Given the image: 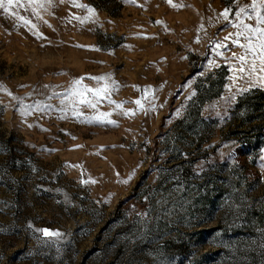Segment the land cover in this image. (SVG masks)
Here are the masks:
<instances>
[{
    "label": "rangeland",
    "instance_id": "obj_1",
    "mask_svg": "<svg viewBox=\"0 0 264 264\" xmlns=\"http://www.w3.org/2000/svg\"><path fill=\"white\" fill-rule=\"evenodd\" d=\"M81 2L94 20L71 0L0 8V264H264V119L236 108L264 88L239 75L225 88L246 52L236 25L255 24L236 9L252 0ZM108 73L124 108L151 86L144 108L115 124L59 111L74 79Z\"/></svg>",
    "mask_w": 264,
    "mask_h": 264
},
{
    "label": "snow or ice",
    "instance_id": "obj_2",
    "mask_svg": "<svg viewBox=\"0 0 264 264\" xmlns=\"http://www.w3.org/2000/svg\"><path fill=\"white\" fill-rule=\"evenodd\" d=\"M135 2V0H132ZM167 2L173 7H181V4L174 3L173 0H167ZM14 3H18V0H0V8H3L5 13H9L11 11V7ZM54 3V0H28V5L32 7V11L34 14L39 16L40 11L47 10ZM71 3L78 9L85 10L84 15H74L75 19L79 20L81 23H84L88 20H94L96 17V9L91 4L83 3L81 0H71ZM248 8H251L252 14L255 16V24L245 23L241 21L236 25L237 28H242L243 31L237 32L236 36L244 37V44L242 47L246 50L244 55H239L233 53V56L239 61V64L234 68L233 75L229 77L230 84H226L225 88L230 89L237 83V75H239L240 79L243 80L245 76H247L248 87L251 88L255 86L253 82H258L261 88H264V0H252L251 4L246 5L244 7H237V20H239L240 16L243 15L245 17L251 18L247 11ZM232 11L230 8H224L221 15L223 19L227 21L229 19V12ZM16 15L15 13H12ZM19 20L30 23V21L26 20L23 16L18 17ZM160 23V21H157ZM33 28L36 26L33 24ZM202 27V26H201ZM42 35V33H38ZM254 37V39H253ZM211 43V41H209ZM236 44H240V40L237 39L234 41ZM223 42H217L214 51L217 54L222 55L220 53V49L223 47ZM256 53L253 57L252 62H248L249 54ZM259 61V68H257L256 61ZM209 64L215 65L214 61H209ZM111 73L92 77L93 80L97 82L96 87H89L86 84H83V77L76 78L73 80L72 84L69 86V89L66 90V95L62 98L61 104H65L66 102L71 105L70 108H60L59 111L65 113L67 111H71L72 115L80 117L83 116L89 122H107L111 124L117 123V121L111 119V113L114 111H119L120 114L129 116L134 115L136 111L144 108V102L150 95L148 89L151 86H147L145 90L142 92V95L137 98L134 103L136 108H124L123 101L117 102L111 99V92L114 90L115 86H117V81L110 80ZM103 81V83H101ZM2 87V85H0ZM136 87V86H134ZM7 91V89H4ZM238 92H246L248 88L243 87L242 85L237 89ZM9 95H12L9 92ZM14 99H19L18 97H13ZM154 99V95H152ZM236 98V93L232 92L227 99L228 101L234 100ZM101 99H107L109 104H114L115 108H112L108 112L96 111L97 105ZM149 107H154L151 105L150 101H148ZM81 106H85L93 109L92 114H86L81 111ZM29 107H34L37 110H42L40 102H36L35 105H31ZM24 114H28L27 110H25ZM74 147H79L78 145ZM135 174V169H133L124 179L123 183H128ZM83 183H95V178L89 176L87 180H82ZM111 195V194H109ZM45 237H53L59 236L60 233L57 230H52L47 227L38 229Z\"/></svg>",
    "mask_w": 264,
    "mask_h": 264
},
{
    "label": "trees",
    "instance_id": "obj_3",
    "mask_svg": "<svg viewBox=\"0 0 264 264\" xmlns=\"http://www.w3.org/2000/svg\"><path fill=\"white\" fill-rule=\"evenodd\" d=\"M223 77H224V73L217 80L212 79L210 81L211 86L207 88L206 93H208L215 84L219 86L220 89V87L224 82ZM207 78L210 79V75ZM214 94L217 95L218 92ZM242 107H245V109L248 111L250 115L256 113L257 118L264 119V91L255 88L245 93L243 96L239 97L238 103L236 104V108H242Z\"/></svg>",
    "mask_w": 264,
    "mask_h": 264
}]
</instances>
